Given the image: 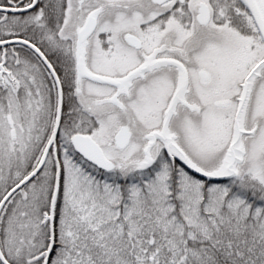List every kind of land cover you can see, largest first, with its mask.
<instances>
[{
  "label": "snow or ice",
  "instance_id": "snow-or-ice-1",
  "mask_svg": "<svg viewBox=\"0 0 264 264\" xmlns=\"http://www.w3.org/2000/svg\"><path fill=\"white\" fill-rule=\"evenodd\" d=\"M0 264H264V0H0Z\"/></svg>",
  "mask_w": 264,
  "mask_h": 264
}]
</instances>
